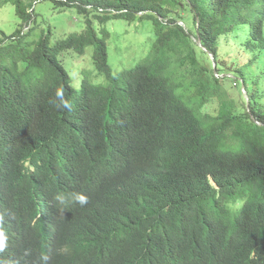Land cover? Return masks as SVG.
<instances>
[{"label": "trees", "instance_id": "1", "mask_svg": "<svg viewBox=\"0 0 264 264\" xmlns=\"http://www.w3.org/2000/svg\"><path fill=\"white\" fill-rule=\"evenodd\" d=\"M44 2L77 28L57 30L66 23L38 9ZM8 3L19 22L0 30V208H16L18 196L40 205L83 192L87 205L59 214L68 246L89 260L109 257L98 259L105 264H182L192 253L173 243L178 211L214 207L236 215L261 263L264 0H0V8ZM114 23L144 34L140 58L111 56ZM234 48L249 59L227 70L222 53ZM68 57L87 63L75 84ZM61 85L71 112L50 103ZM91 142L110 149L107 174ZM238 261L229 253L223 264Z\"/></svg>", "mask_w": 264, "mask_h": 264}, {"label": "clouds", "instance_id": "2", "mask_svg": "<svg viewBox=\"0 0 264 264\" xmlns=\"http://www.w3.org/2000/svg\"><path fill=\"white\" fill-rule=\"evenodd\" d=\"M50 103L68 112L74 108L62 85L57 87ZM87 146L96 147L100 156L99 170L107 174L110 164H105L104 160L112 158L110 149L93 142ZM70 148H74L73 144ZM124 162L125 159L119 167ZM24 166H29V162H24ZM36 189L37 186L29 188L31 193ZM89 199L83 192H57L40 205H25L18 196L16 208L8 206L6 212L0 208V264H105L98 259L109 257L98 254L89 260L79 249L68 246L69 231L59 224L60 213L73 204L83 207ZM233 204L238 203L230 201L226 206L234 209ZM170 210L166 209L167 214ZM172 225L173 243L182 254L185 248L192 253L190 260L182 264H223L229 253L239 257L238 264H264V260L259 262L261 255L256 242L244 236L241 225L236 224V215L226 216L214 207L192 205L179 210L178 219Z\"/></svg>", "mask_w": 264, "mask_h": 264}, {"label": "rangeland", "instance_id": "3", "mask_svg": "<svg viewBox=\"0 0 264 264\" xmlns=\"http://www.w3.org/2000/svg\"><path fill=\"white\" fill-rule=\"evenodd\" d=\"M38 9H40L42 12L47 14V17H50L52 22H55L56 20L64 21L66 25L64 27H58L57 30H70L71 28H77L73 22H76L77 19H74L71 14H68V11L65 12L66 15L64 16H57L55 13H52L50 10V6L47 2L41 3L38 5ZM54 15V16H52ZM192 16V14H190ZM19 21L14 15V7L12 4H6L2 8H0V30H3L5 33H10L14 30L15 24H17ZM108 28L113 32L111 35V40L113 38H117L118 41L114 43H119L118 45V50H116L113 46V43H111V46H109L112 50V57H119L122 56L121 53L124 54L123 57H127L129 59H132L133 57L140 58L142 55L139 52V48L142 47V43L145 44V36L144 34L141 33H136L135 26L133 25H125V24H111L108 26ZM65 32V31H64ZM133 39L134 41H138L137 43L131 42V41H124V40H130ZM233 47V46H232ZM138 50V51H137ZM222 57L224 61L226 62L227 68L231 64L234 63H241L245 62L249 59V56L244 54L239 48H234L231 52H226L222 53ZM70 59V62L66 64L67 69L72 72V68L75 66L79 68V71L76 73L72 72L73 80L72 83L75 84L74 82L77 81V76L80 75L81 69L84 68V65L87 63L85 62H78L77 64L73 60V58L68 57ZM129 63H127L128 65ZM115 68L119 67V64L117 62L114 63L113 65ZM223 75V74H222ZM228 89H229V94L233 97L236 98V101L240 103L239 98L241 97L238 90L240 89L239 86H235L234 82H228ZM242 95L244 97H247L245 92L242 89ZM263 105H264V100H263Z\"/></svg>", "mask_w": 264, "mask_h": 264}, {"label": "bare ground", "instance_id": "4", "mask_svg": "<svg viewBox=\"0 0 264 264\" xmlns=\"http://www.w3.org/2000/svg\"><path fill=\"white\" fill-rule=\"evenodd\" d=\"M129 103V102H128ZM72 127V126H71ZM2 129V128H1ZM68 130V129H67ZM81 133V132H80ZM87 134V133H86ZM77 137V136H76ZM68 138V137H67ZM22 139V138H21ZM93 139V138H92ZM12 140V139H11ZM105 142V141H104ZM9 148V147H8ZM19 148V147H18ZM133 148V147H132ZM123 150V149H122ZM141 152V151H140ZM144 152V151H143ZM19 153V152H18ZM21 153V152H20ZM9 155V154H8ZM26 156V155H25ZM19 158V157H18ZM166 164V163H165ZM144 165V164H142ZM158 166V165H157ZM48 173V172H47ZM47 176V175H46ZM149 176V175H148ZM145 180V179H144ZM132 183V182H131ZM133 185V184H132ZM140 192V191H139Z\"/></svg>", "mask_w": 264, "mask_h": 264}]
</instances>
